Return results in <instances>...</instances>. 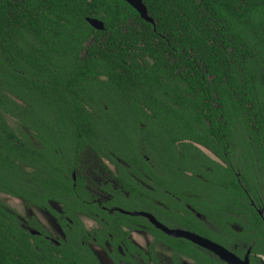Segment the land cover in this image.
<instances>
[{
  "label": "trees",
  "instance_id": "obj_1",
  "mask_svg": "<svg viewBox=\"0 0 264 264\" xmlns=\"http://www.w3.org/2000/svg\"><path fill=\"white\" fill-rule=\"evenodd\" d=\"M143 2L154 23L125 0H0V114L18 116L38 142L26 136L1 154L3 189L35 204L72 194L65 174L89 148L116 165L129 191H114L113 204H149L196 225L182 202L206 213L211 200L213 225L254 226V171L264 178V0ZM193 142L231 163H215ZM90 205L104 225L147 224ZM24 237L0 216V264H30Z\"/></svg>",
  "mask_w": 264,
  "mask_h": 264
},
{
  "label": "flooded vegetation",
  "instance_id": "obj_2",
  "mask_svg": "<svg viewBox=\"0 0 264 264\" xmlns=\"http://www.w3.org/2000/svg\"><path fill=\"white\" fill-rule=\"evenodd\" d=\"M5 127L13 134L12 136L1 129ZM35 134L36 132L23 124L18 116L1 113L0 159L1 154L10 153L8 149L17 146L21 138L26 139L28 136L34 145L37 144ZM193 143L215 163L223 167L231 163L225 161L208 146L198 142ZM86 152H90L95 163L104 169H106L105 164L113 166V170L107 169L112 181L97 185L92 182L85 172ZM63 160L67 162L68 157L63 155ZM116 160L127 165L120 158ZM13 161L18 165L21 164L17 157H14ZM76 161V168L70 172L71 177L68 178L65 174V181L71 184L73 193L55 198L47 196L42 204H35L23 195L6 192L2 180L0 181V216L8 222L11 218L14 219L17 228L25 232L24 243L28 245L27 253L24 254L25 262L28 260L30 264H228L198 242L184 236L170 235L157 227L147 216L134 214L143 212L152 215L169 229L189 232L203 240L215 242L240 260H246L248 264H264V178L259 177L260 171H254L252 181L256 196L249 199L250 205L257 214L254 226H249L247 221V224H240L235 220L227 221L225 226L213 225L207 215L213 212L211 200L206 201V213L182 202L184 207L199 220L196 225H191L194 221L191 222L187 218L183 219L184 223H182L164 214L155 213L154 206L149 204L129 210L109 202L112 201L113 192L119 188L124 195H129V191L122 189L117 178L116 165L109 158L97 155L89 148L84 149ZM238 161L237 157L236 175L240 176L243 163ZM25 168L31 169L30 166ZM186 174L192 175V172L186 171ZM197 176L207 182L202 174ZM132 177L144 189H152V186L144 180L135 175ZM76 184L80 187L77 188ZM94 188L103 198L93 193ZM192 196L200 197L195 192ZM4 197L6 199H2ZM175 198L180 201L179 197ZM152 202L168 209L166 204L157 199H152ZM85 203H88V206H85ZM94 203L101 210L106 211L107 215H113L118 211L140 216L147 224L136 222L134 225H104L108 222L105 217L100 216L95 206L90 205ZM176 212L182 213L180 208ZM24 213L27 217L22 216Z\"/></svg>",
  "mask_w": 264,
  "mask_h": 264
},
{
  "label": "water",
  "instance_id": "obj_3",
  "mask_svg": "<svg viewBox=\"0 0 264 264\" xmlns=\"http://www.w3.org/2000/svg\"><path fill=\"white\" fill-rule=\"evenodd\" d=\"M129 5H131L140 15L141 18L144 20L154 23V20L150 17L148 10L146 8V5L144 4L143 0H125ZM86 20L90 23L92 27L95 29H103L104 24L103 21L97 18L87 17ZM134 214H142L150 218V220L159 228L164 230L166 233L174 236H184L186 238H189L192 241L198 242L199 244L207 247L208 249L212 250L215 254H217L221 259L225 260L228 264H248L246 260H240L237 258L234 254H232L230 251L222 247L221 245L209 241V240H203L196 236L195 234L189 233V232H183L180 230H172L168 227L162 225L159 223L152 215L147 213H134Z\"/></svg>",
  "mask_w": 264,
  "mask_h": 264
},
{
  "label": "rangeland",
  "instance_id": "obj_4",
  "mask_svg": "<svg viewBox=\"0 0 264 264\" xmlns=\"http://www.w3.org/2000/svg\"><path fill=\"white\" fill-rule=\"evenodd\" d=\"M85 164L87 167L85 172H86L87 176L90 177V179H92V182L95 183V185L111 180V177H110L107 169L113 170L114 168L112 165L105 164L106 169H104L102 166L95 163L94 159L90 156V152H86V154H85ZM97 192L98 191L95 190V188H94L93 193L98 195L100 198H103ZM2 199H6V198L4 197ZM22 216L27 217V214L24 213Z\"/></svg>",
  "mask_w": 264,
  "mask_h": 264
}]
</instances>
